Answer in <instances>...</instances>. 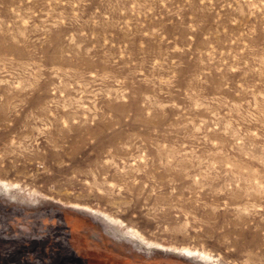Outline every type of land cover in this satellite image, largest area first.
Masks as SVG:
<instances>
[{
    "label": "rangeland",
    "instance_id": "rangeland-1",
    "mask_svg": "<svg viewBox=\"0 0 264 264\" xmlns=\"http://www.w3.org/2000/svg\"><path fill=\"white\" fill-rule=\"evenodd\" d=\"M0 264H264V0H0Z\"/></svg>",
    "mask_w": 264,
    "mask_h": 264
}]
</instances>
